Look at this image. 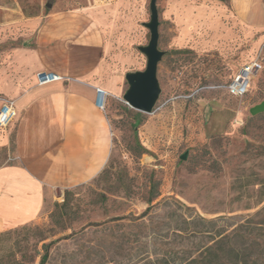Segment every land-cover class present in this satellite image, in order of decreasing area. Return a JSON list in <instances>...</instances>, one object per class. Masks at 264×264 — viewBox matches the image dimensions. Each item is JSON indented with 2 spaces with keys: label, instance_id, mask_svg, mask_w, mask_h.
Instances as JSON below:
<instances>
[{
  "label": "rangeland",
  "instance_id": "rangeland-1",
  "mask_svg": "<svg viewBox=\"0 0 264 264\" xmlns=\"http://www.w3.org/2000/svg\"><path fill=\"white\" fill-rule=\"evenodd\" d=\"M246 4L252 0H235ZM152 0H0V69L17 80L38 24L74 11L89 23L58 34L63 65L103 38L93 78L110 89L109 159L90 181L47 190L39 216L0 237V264H187L223 245L215 264H239L221 240L236 231L264 240V24L232 0H155L160 93L151 112L124 100L128 73L143 71ZM93 31V32H92ZM89 35L86 44L85 36ZM78 56V58H77ZM262 68L243 97L226 84L251 60ZM40 72H37L36 76ZM5 85L0 79V86ZM5 95L0 91V107ZM13 123L0 130V165L15 162ZM255 238V239H254ZM264 264V258L256 263Z\"/></svg>",
  "mask_w": 264,
  "mask_h": 264
},
{
  "label": "crops",
  "instance_id": "crops-1",
  "mask_svg": "<svg viewBox=\"0 0 264 264\" xmlns=\"http://www.w3.org/2000/svg\"><path fill=\"white\" fill-rule=\"evenodd\" d=\"M232 3L238 11L252 15L256 25L264 24V0ZM78 10L50 14L38 24L32 46L17 50L24 58L22 66H17L19 79L10 78L8 67L0 69L5 83L0 91L15 109L16 159L0 165V237L11 227L37 218L47 190L66 191L86 183L109 159L111 129L106 110L96 103L97 87L111 92L92 76L101 62L104 40L92 35L86 61L79 56L81 65L70 70L60 62L66 46L54 41L67 26L89 23L88 18L73 16ZM45 71L63 79L39 85L36 74ZM8 142V134H0V144Z\"/></svg>",
  "mask_w": 264,
  "mask_h": 264
},
{
  "label": "water",
  "instance_id": "water-1",
  "mask_svg": "<svg viewBox=\"0 0 264 264\" xmlns=\"http://www.w3.org/2000/svg\"><path fill=\"white\" fill-rule=\"evenodd\" d=\"M151 10V20L148 23L151 39L147 46L141 47L148 57L147 67L143 71L126 75L130 87L124 94L125 102L141 112H151L160 93L157 66L162 52L158 49V13L155 0H152ZM250 111L253 115L264 111V101L253 106Z\"/></svg>",
  "mask_w": 264,
  "mask_h": 264
},
{
  "label": "built area",
  "instance_id": "built-area-1",
  "mask_svg": "<svg viewBox=\"0 0 264 264\" xmlns=\"http://www.w3.org/2000/svg\"><path fill=\"white\" fill-rule=\"evenodd\" d=\"M262 68L260 60H251L244 64L239 71L226 84L227 92L236 97L245 96L251 87L253 76ZM63 79L62 76L51 71L40 72L37 75V82L39 85H44L59 81ZM110 93L100 87H97V105L105 109ZM15 117V109L11 100H4L0 108V129L7 128Z\"/></svg>",
  "mask_w": 264,
  "mask_h": 264
},
{
  "label": "trees",
  "instance_id": "trees-1",
  "mask_svg": "<svg viewBox=\"0 0 264 264\" xmlns=\"http://www.w3.org/2000/svg\"><path fill=\"white\" fill-rule=\"evenodd\" d=\"M67 191V190H66ZM251 237L248 235H244L238 231L225 235L223 239H221L225 245H228V253H233L235 257L240 261L239 264H248L249 260H253V263H256L258 259L264 258V240L261 242L260 240H252L250 241ZM255 239V238H254ZM219 251L223 252L224 248L223 245L218 244L214 246H210L204 255L205 257L200 260H193L187 264H215L210 260V256L214 255L218 261L219 257L222 258ZM48 255H43L40 264H45L47 261Z\"/></svg>",
  "mask_w": 264,
  "mask_h": 264
}]
</instances>
